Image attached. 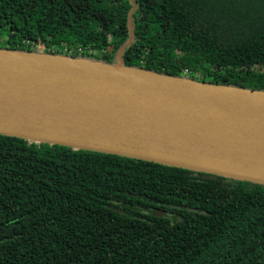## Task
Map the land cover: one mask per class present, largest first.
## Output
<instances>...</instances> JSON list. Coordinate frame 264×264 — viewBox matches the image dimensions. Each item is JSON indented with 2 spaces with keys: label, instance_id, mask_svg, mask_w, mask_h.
<instances>
[{
  "label": "trees",
  "instance_id": "16d2710c",
  "mask_svg": "<svg viewBox=\"0 0 264 264\" xmlns=\"http://www.w3.org/2000/svg\"><path fill=\"white\" fill-rule=\"evenodd\" d=\"M0 0V48L264 91V0ZM0 264H264V186L0 135Z\"/></svg>",
  "mask_w": 264,
  "mask_h": 264
},
{
  "label": "water",
  "instance_id": "95a60500",
  "mask_svg": "<svg viewBox=\"0 0 264 264\" xmlns=\"http://www.w3.org/2000/svg\"><path fill=\"white\" fill-rule=\"evenodd\" d=\"M130 31L114 64L0 48V135L264 186V91L127 66Z\"/></svg>",
  "mask_w": 264,
  "mask_h": 264
},
{
  "label": "rangeland",
  "instance_id": "374dc122",
  "mask_svg": "<svg viewBox=\"0 0 264 264\" xmlns=\"http://www.w3.org/2000/svg\"><path fill=\"white\" fill-rule=\"evenodd\" d=\"M37 50L43 51V50H44V47L39 46V47L37 48Z\"/></svg>",
  "mask_w": 264,
  "mask_h": 264
}]
</instances>
